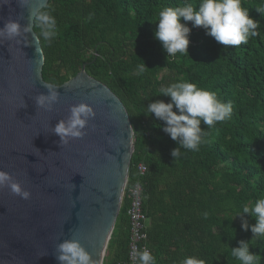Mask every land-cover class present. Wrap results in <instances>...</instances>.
I'll return each instance as SVG.
<instances>
[{
    "label": "trees",
    "instance_id": "16d2710c",
    "mask_svg": "<svg viewBox=\"0 0 264 264\" xmlns=\"http://www.w3.org/2000/svg\"><path fill=\"white\" fill-rule=\"evenodd\" d=\"M200 0H48L57 21V36L40 39L44 81L60 85L85 65L90 76L105 83L124 103L135 133L129 183L139 181L147 214L148 245L156 264H182L195 256L205 264H240L231 248L248 241L264 264V238L241 227L243 206L264 198V0H241L259 22L247 44L225 46L191 28L188 54L168 57L155 38L158 13L165 7ZM183 23L184 21L181 20ZM35 33L39 29L33 25ZM144 64L142 75H135ZM186 80L215 92L233 105L232 117L207 129L199 151L181 148L163 131L164 122L147 113L156 100L170 102L161 89ZM176 111V109H173ZM147 167L143 175L138 165ZM124 200L103 264H128L130 225ZM207 212L205 218L203 213ZM237 216V217H236ZM250 225L256 220L244 214Z\"/></svg>",
    "mask_w": 264,
    "mask_h": 264
},
{
    "label": "water",
    "instance_id": "95a60500",
    "mask_svg": "<svg viewBox=\"0 0 264 264\" xmlns=\"http://www.w3.org/2000/svg\"><path fill=\"white\" fill-rule=\"evenodd\" d=\"M47 3L0 0V28L9 20L27 25L29 13ZM18 40L0 38V170L32 196L24 200L0 188V264H60L58 245L72 238L103 264L135 149L128 110L85 65L60 85L44 81L34 29ZM47 84L60 94L51 111L35 102L48 93ZM82 102L97 115L83 138L61 145L52 129Z\"/></svg>",
    "mask_w": 264,
    "mask_h": 264
},
{
    "label": "clouds",
    "instance_id": "9594fccd",
    "mask_svg": "<svg viewBox=\"0 0 264 264\" xmlns=\"http://www.w3.org/2000/svg\"><path fill=\"white\" fill-rule=\"evenodd\" d=\"M26 3V0H24ZM256 10L264 14V3ZM30 22L22 26L18 20H9L3 28H0V38L12 41L32 31L33 25L39 29L35 33V40H43L51 43L57 36V21L49 10L39 9L35 13H29ZM181 20L184 22L182 23ZM187 22H192V27H203L206 34L213 37L218 43L225 46H239L247 44L250 37H255L259 22L250 16L249 10L242 6L241 0H200L198 7L191 4L177 7H165L158 13V26L155 38L161 43L168 57L188 54L190 45L191 28ZM41 54V49L36 48ZM145 65L137 66L135 75H142ZM47 94H39L35 97L38 108L51 111L53 105L59 101L60 94L52 85L47 84ZM164 96L170 97V102L156 100L147 106V113L154 115L156 119L164 122L163 131L179 145L171 152L176 160L182 155L181 148L190 151H199L200 146L207 143V129L213 128L218 122L231 119L233 105L219 99L215 92L199 87L197 84L181 80L161 89ZM176 109L174 111L173 109ZM97 113L89 103H79L70 109L68 118L61 119L52 129L55 135L60 137L61 145H66L70 139L83 138L87 133L89 122ZM0 188H8L13 195L24 200L31 199L32 193L23 183L11 173L0 170ZM244 214H251L256 223L250 225L244 218ZM206 218L208 213H203ZM241 227L253 233V239L264 238V198L257 199L254 204L243 206ZM236 216V217H237ZM60 264H94L91 254L78 239L72 238L58 245ZM132 255L138 258V264H156L155 257L147 249H133ZM231 256L240 264H259V254L250 251L248 241H239V246L231 248ZM182 264H205L204 260L195 256L185 257Z\"/></svg>",
    "mask_w": 264,
    "mask_h": 264
},
{
    "label": "built area",
    "instance_id": "2783aa9c",
    "mask_svg": "<svg viewBox=\"0 0 264 264\" xmlns=\"http://www.w3.org/2000/svg\"><path fill=\"white\" fill-rule=\"evenodd\" d=\"M147 170L144 163H139L138 171L143 175ZM143 188L139 181L131 184L129 183V176L127 177L121 197V205L126 199L129 202L127 207V215L130 225V238L128 247V264H138V258L132 255L133 249L150 251L148 245L147 221L148 217L143 209ZM120 205V208H121Z\"/></svg>",
    "mask_w": 264,
    "mask_h": 264
}]
</instances>
